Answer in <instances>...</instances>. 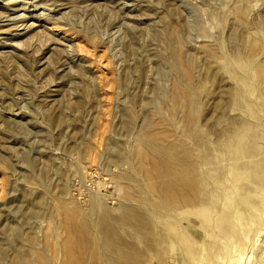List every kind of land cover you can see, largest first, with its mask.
Returning <instances> with one entry per match:
<instances>
[{
	"label": "rangeland",
	"instance_id": "obj_1",
	"mask_svg": "<svg viewBox=\"0 0 264 264\" xmlns=\"http://www.w3.org/2000/svg\"><path fill=\"white\" fill-rule=\"evenodd\" d=\"M0 264H264V0H0Z\"/></svg>",
	"mask_w": 264,
	"mask_h": 264
}]
</instances>
